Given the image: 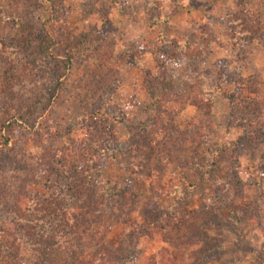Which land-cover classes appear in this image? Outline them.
Instances as JSON below:
<instances>
[{
	"label": "rangeland",
	"instance_id": "obj_1",
	"mask_svg": "<svg viewBox=\"0 0 264 264\" xmlns=\"http://www.w3.org/2000/svg\"><path fill=\"white\" fill-rule=\"evenodd\" d=\"M147 3L64 0L54 7L53 51L60 56L85 31L102 29L104 37L76 55L47 105L57 63L18 48L20 23L43 35L41 0H0V125L13 117L18 128L17 143L0 152V236L29 209L67 228L64 199L54 196L68 183L54 162L79 134L72 124L94 113L121 117L111 130L126 149L102 170L124 189L128 205L118 218L107 189L97 187V199L88 189L70 255L51 249L37 257L22 249L13 256L0 244V264H118L122 255L133 264H264V0H157L151 9ZM158 13L167 18L162 36L147 20ZM239 26L254 32L244 68L241 52L227 42ZM179 41L187 49L175 52ZM3 43L13 49L2 51ZM220 66L225 94L239 77L259 81L258 115L243 120L249 116L243 108L234 119L226 96L205 102ZM200 144L219 158L208 186L198 184L197 168L187 160ZM217 195L224 196L221 205ZM104 202L110 228L96 236L90 224Z\"/></svg>",
	"mask_w": 264,
	"mask_h": 264
},
{
	"label": "trees",
	"instance_id": "obj_2",
	"mask_svg": "<svg viewBox=\"0 0 264 264\" xmlns=\"http://www.w3.org/2000/svg\"><path fill=\"white\" fill-rule=\"evenodd\" d=\"M156 2L157 0H149V3L147 4H149L151 9L155 8ZM41 3L46 14L43 23L44 31L42 37L37 36L29 23H20L19 28L23 34V41L18 44V48L21 47L23 50H25L24 52L27 55L36 53L38 55L52 59L57 63L59 68V76L56 83L49 90L48 101H50V103L47 104L49 105L54 101L55 95L62 85L63 79L61 78L64 77L70 69L71 63L73 62V59L76 57V55L82 50L86 49L88 44H92L103 39L104 32L102 29L83 32L75 40V42H71L68 45V49L65 51L64 55L60 56L53 51L55 42L54 38L57 34L53 27V21L55 18L54 7L57 5H63L64 0H41ZM146 13H148V10ZM147 20L150 25L156 27L159 35L162 36L163 32L161 31L162 29L160 28V25L167 23V18L164 15H161V13H158L156 15L150 14L147 17ZM231 20H235V18H231ZM102 22L103 24L107 23V17ZM227 35V42L232 47V50L241 52L242 56L244 57L241 68L246 67L247 57L249 55V46L253 41L254 32H250L239 26L238 28L232 27ZM25 42L27 44H25ZM180 43L181 42L179 41L176 46H172L175 52L180 49H187V45L182 46ZM8 46L4 44L1 47L2 51L8 50L9 48L10 50L13 49L10 44ZM193 50L197 52L199 49H191V52ZM219 71L220 75L217 77L216 84L213 86L211 92L206 94L207 98L202 95L205 99V102H208L207 104L210 105L213 98L218 96H226L229 102L230 110L232 111V117L234 119L237 120L240 117V113H242L243 108L246 110L247 114H249V116L243 117V120H245V118H252L253 116L258 115L262 107L260 104L261 92L259 88L260 83L255 78V76L250 75L246 77H239V79L234 82L229 93L225 94V92L221 89L223 88V82H225L222 78V66H220ZM153 102L155 105V98ZM150 106L153 105L150 104ZM120 120L121 117L119 115L106 114L105 111H103L94 113L93 117H83L82 121H77L72 124L71 128L73 130H78L79 134L75 138H70L66 141L62 155L54 162L57 175L62 176L66 183H68L67 189L63 191L64 194L62 192H57L54 196V198L62 197L64 199L63 202L67 207V217L64 222L66 223L67 228L51 225L44 215L46 212L41 216H37L35 215L33 209H29L27 213L24 214V216L16 219L17 221L15 224H12V232L5 230L4 233L7 236H0V244L5 245L4 248L7 252L15 256L19 254L22 249H25L30 253H35V256L39 257L41 256V252L47 253L51 251V249H56L58 252L70 255L69 251L72 250L73 246V243L70 244V241L74 236L77 219H81L83 217L82 207L84 208V204H82L81 196L85 195L88 189L94 190V198L96 199L101 196L97 187H100L101 189H107L106 197L110 196L114 199L113 213L115 216L117 217L118 215V218H123L128 214V205L126 202L122 201V198L126 196L124 189H121L119 185L114 183L113 180L107 178L105 179L103 177L102 170L106 159L116 158L121 153V151L126 149L125 143L118 141L111 130V127L114 128V126ZM14 122H16L15 118L11 117L0 125V152L4 150L5 147L17 143L16 134L18 128H15L14 125H12ZM101 122H104L106 125L110 126L105 129L102 125H98ZM81 123L83 125H81ZM154 131H157V128L154 127ZM218 159L219 158L215 153H212V155L207 154L202 144L196 147L193 157L187 158V160L191 163L193 162L194 166L197 168L199 185L208 186L211 184V179L215 169L217 168ZM83 161L88 163V165L85 169H80L79 164ZM235 179L237 182H239L237 178ZM187 186L190 188L192 185L190 184L189 186L187 184ZM216 199L218 200V204L221 205V203H223L224 196L217 195ZM104 206H106L105 202L101 203V206L96 209L97 219L92 221L90 224V230L93 229V232L96 236L101 235L110 228L109 219L112 215L107 212ZM42 210L45 211V209ZM232 211H234V209H232ZM153 224L154 223H152V225ZM24 225H29V233L27 234L25 233L26 229H23ZM206 225L210 227L211 224L206 223ZM36 226L41 227V230L39 231L37 228H35ZM206 238L207 235H205L202 240H206ZM212 243H214V239L210 238L208 245H211ZM214 250L212 252H214ZM209 251V249H206V253L199 257V262L206 261ZM100 256L102 258V255ZM103 257L104 260L109 258L107 252L103 253ZM97 258L99 259V257ZM41 261L43 263V259ZM111 263L112 261L110 260L104 261V264ZM117 263L133 264L124 255H122L121 259H119Z\"/></svg>",
	"mask_w": 264,
	"mask_h": 264
}]
</instances>
